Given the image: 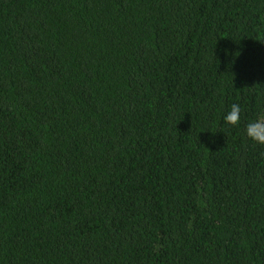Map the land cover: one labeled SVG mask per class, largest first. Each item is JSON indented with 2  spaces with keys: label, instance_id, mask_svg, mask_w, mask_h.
Returning <instances> with one entry per match:
<instances>
[{
  "label": "trees",
  "instance_id": "trees-1",
  "mask_svg": "<svg viewBox=\"0 0 264 264\" xmlns=\"http://www.w3.org/2000/svg\"><path fill=\"white\" fill-rule=\"evenodd\" d=\"M262 110L264 0H0V264H264Z\"/></svg>",
  "mask_w": 264,
  "mask_h": 264
},
{
  "label": "clouds",
  "instance_id": "clouds-1",
  "mask_svg": "<svg viewBox=\"0 0 264 264\" xmlns=\"http://www.w3.org/2000/svg\"><path fill=\"white\" fill-rule=\"evenodd\" d=\"M241 106L232 104L230 111L224 116V122L236 127L240 124ZM246 137L253 143L264 145V110H262L256 119L248 122L245 128Z\"/></svg>",
  "mask_w": 264,
  "mask_h": 264
}]
</instances>
